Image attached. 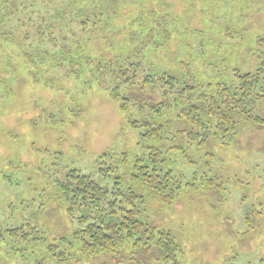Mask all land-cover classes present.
<instances>
[{
    "label": "rangeland",
    "instance_id": "374dc122",
    "mask_svg": "<svg viewBox=\"0 0 264 264\" xmlns=\"http://www.w3.org/2000/svg\"><path fill=\"white\" fill-rule=\"evenodd\" d=\"M28 1L0 0V238L8 239L5 228L27 220L50 241L77 228L56 209L52 186L61 172L75 168L103 185L111 183L112 178L98 174L97 157L106 151L127 152L131 157L139 152L140 139L118 102L95 80L98 63L113 61L116 48L94 35L89 42L83 41V50H75L76 43L69 39L70 31L79 35L80 28L69 9L62 6L68 3L75 8L86 0H36L40 4L48 1L49 14L44 15L43 23L31 14L32 20L21 26L27 17L25 11L31 9ZM119 3L120 10L110 24L115 29L124 26L125 34L116 35L113 41L125 57L136 53L139 42H129L126 33L149 20L142 15L144 11L153 10L158 16L172 13L175 21L169 26V37H157L163 46L146 51V62L153 72L166 70L184 78V66L188 65L200 81H207L216 68L248 71L255 66L252 49L255 37L264 34V0ZM56 12L55 25L45 26L46 17ZM59 22L68 33L67 39L63 33L57 36L62 28L57 26ZM36 28L56 29L55 38L49 41L46 35L39 36ZM68 39L71 50L80 53L71 58L82 66L77 78L74 72H66L71 68L70 57L62 66L61 54L56 52L65 50ZM260 110L264 115V104ZM187 155L194 161L192 167L180 155L171 167L186 175L189 182L194 173L195 178L171 205L161 204L145 186L131 185L145 198L142 219L171 231L181 248L177 264H258L264 258V129L243 126L227 144L210 138L203 149L196 153L189 150ZM124 179L130 182L128 177ZM13 242L0 241V264H57L49 250L22 251ZM66 251L75 253L72 247ZM22 254H27L26 260ZM119 256L122 261L116 263ZM128 262L172 264L157 251L141 252L131 246L111 255L96 253L65 264Z\"/></svg>",
    "mask_w": 264,
    "mask_h": 264
},
{
    "label": "trees",
    "instance_id": "16d2710c",
    "mask_svg": "<svg viewBox=\"0 0 264 264\" xmlns=\"http://www.w3.org/2000/svg\"><path fill=\"white\" fill-rule=\"evenodd\" d=\"M119 1L124 0H86L84 5L75 8L68 3L62 7L65 8L63 10L69 9V15L80 28L79 35L69 29V39L76 43L75 50H83V41L89 42L94 35L116 48L113 61L98 63L95 80L118 102L128 125L138 131L139 152L131 157L122 151H106L98 156V174L102 178L113 179L105 185L75 168L61 172V178L55 179L52 187L56 209L77 226L70 235L53 236L49 241L26 220L5 228L8 239L0 238V241L14 240L13 243L23 248L22 251L49 250L57 264H65L69 260L77 263L83 256L96 253L111 255L127 246L141 252L154 254L157 251L164 261L177 264L181 248L175 237L168 229L156 228L142 219L145 198L131 185H143L161 204L171 205L180 190L192 185L195 178L194 173L189 182L185 180L186 175L171 167L176 162V155L192 167L194 161L187 152L196 153L203 149L208 139L222 140L227 144L243 126L264 129V115L260 110L264 104V34L255 37L252 56L256 63L251 70L230 68L218 71L216 68L213 78L200 81L185 65L186 76L178 78L166 70L153 72L146 62V51L150 47L163 46L157 37H169V26H173L174 19L172 13L158 16L153 10L144 11L142 15L146 14L149 20L142 21L137 29L134 27L126 33L129 42L138 40L139 44L134 49L136 53H128L125 57L123 49L122 52L113 41L116 35L125 34L124 26L115 29L110 24L120 10ZM130 3L133 5L134 1ZM28 7L31 9L25 11L27 17L21 26L26 21L30 22L33 16L43 23L44 15L49 14L48 1L40 4L29 0ZM58 16L56 12L46 17L49 20L45 26L53 27V19ZM155 16L156 19L151 20ZM147 22L153 24L147 27ZM57 26L62 27L56 32L57 36L63 33V38L67 39L63 23L59 22ZM55 30L38 29L37 32L52 41ZM142 37L144 40H139ZM70 40L69 44L63 45L65 50L56 52L58 56L61 54L62 66L65 58L70 57L71 68L66 72H74L77 78L82 66L71 58L79 57L80 53L71 50ZM124 177H128L130 182H126ZM71 247L73 254L66 251ZM27 257V254H22L24 260ZM121 261L122 256H119L116 263ZM258 264H264V258Z\"/></svg>",
    "mask_w": 264,
    "mask_h": 264
}]
</instances>
